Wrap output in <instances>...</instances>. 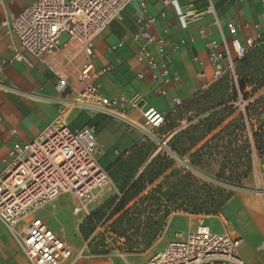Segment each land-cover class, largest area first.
Here are the masks:
<instances>
[{
    "label": "built area",
    "instance_id": "built-area-1",
    "mask_svg": "<svg viewBox=\"0 0 264 264\" xmlns=\"http://www.w3.org/2000/svg\"><path fill=\"white\" fill-rule=\"evenodd\" d=\"M134 1L36 0L22 13L1 24L19 40V46L12 47L11 62L31 65L24 55L27 52L59 76V86L63 91L71 89L68 98L62 101L59 116L34 141L25 143L17 140L7 158L0 162V221L10 231L30 264H79L80 260L86 258L54 232L47 222L35 215L63 195H71L78 200L74 214L87 213V208L112 183L101 163L100 153L103 147L99 143L98 127L92 123L74 127L68 120V114L77 111L92 119L104 116L125 122L147 135L157 132L169 122L168 116L148 107L139 94L110 97L105 95L98 83L112 68L95 67L93 58L96 40L111 23L122 20L124 10ZM180 1L183 0H164L163 4L177 9L186 28L201 13L186 10ZM209 1L208 11L215 14L214 0ZM1 3L0 0V5ZM141 8L143 14L137 19L138 30L133 34L132 40L138 46L136 57L145 70L138 72L136 77L145 80L148 73L151 82L158 85L156 94L166 97L167 88L175 82L168 62L171 53L184 46V42L167 51L164 40L157 39L153 34L158 18L148 13L144 3ZM161 17L165 18L166 13L162 12ZM216 21L219 24L218 19ZM253 27L255 35L242 41L239 38V27L229 22V38L222 34L221 41L208 40L206 48L211 75L207 74L204 64L196 58L195 62L200 66L197 72L198 93L207 92L215 83L224 79L227 73L231 74L237 85L235 64L263 41L260 26L255 24ZM65 34L68 35L69 42L83 52L86 60L80 77L83 87L79 90L71 88L51 64V60L63 50L59 46V39ZM200 35L208 38L210 32L201 29ZM152 46L157 48L162 61H158L153 55ZM5 64L0 59V76ZM183 106L184 102L179 97H174L170 115L179 114ZM133 113L140 115L144 125L135 122ZM9 133L13 138H18L16 130L12 129ZM162 143L167 147V140ZM115 154L127 157L130 152L116 150ZM22 222L23 225L20 226ZM242 244L243 238L231 225H227L222 232H213L202 223L187 235L176 234V240L152 255L147 264H246L240 254ZM260 249H264V244ZM118 258L130 264L117 250H111L109 256L87 260L83 264H116Z\"/></svg>",
    "mask_w": 264,
    "mask_h": 264
},
{
    "label": "rangeland",
    "instance_id": "rangeland-1",
    "mask_svg": "<svg viewBox=\"0 0 264 264\" xmlns=\"http://www.w3.org/2000/svg\"><path fill=\"white\" fill-rule=\"evenodd\" d=\"M261 32L264 41V30ZM68 38L63 35L59 46ZM253 66L248 73H252ZM235 71L240 75L239 63L235 64ZM251 90L247 88L249 97L244 100L227 73L207 92L196 91L191 100L184 102L179 114L168 115L169 122L150 135L125 122L104 117L99 124V141L104 151L100 158L112 183L87 208V213L73 214L71 196L64 195L38 215L52 227L61 228V235L72 242L76 251L82 252L86 258L79 264L109 256L111 250L119 251L130 264H147L152 255L176 239V233L183 231L180 225L185 222H192L196 228L204 221L219 230L224 228L222 223L226 219L241 227V221H246L244 204L252 203L241 199L250 198L253 192L264 193V156L252 155L250 130L246 123L245 128L241 127L244 122L240 116L245 106L264 93L263 90L252 96ZM133 116L135 122L144 125L139 114ZM225 117L227 120L221 127L207 134L209 126ZM229 123L228 130L217 135ZM165 140L167 147L162 143ZM116 150L129 151L130 155L117 156ZM143 172L148 173V180L160 172L163 174L147 190L163 185L161 202H145L140 217L133 214L132 222L115 224L120 215L111 218L115 203L109 201L119 198L122 190ZM95 212L99 213L95 228L85 240L79 227ZM153 239L156 240L147 251L130 253L132 248H143ZM116 264L127 262L118 258Z\"/></svg>",
    "mask_w": 264,
    "mask_h": 264
},
{
    "label": "crops",
    "instance_id": "crops-1",
    "mask_svg": "<svg viewBox=\"0 0 264 264\" xmlns=\"http://www.w3.org/2000/svg\"><path fill=\"white\" fill-rule=\"evenodd\" d=\"M35 1L1 0L0 59L4 60L6 64L0 76V162L7 158L10 149L17 140L25 143L34 141L44 128L59 116L62 101L67 99L71 92L70 88L63 91L59 86V76L55 75L46 64L39 62L27 52H24V55L30 60L31 65L23 62H11L12 47H18L19 40L1 24L22 13ZM163 1L135 0L132 2L124 10L122 20L111 23L102 36L96 40L93 62L97 69L107 66L112 68L109 74L98 80L105 95L110 97L130 96L136 93L141 96L148 107L155 108L168 116L174 97H179L183 102H187L198 91L197 72L200 70V66L198 62H195L196 58L204 64L207 74L211 75L206 48L209 39L221 41L222 34L229 38L227 30L229 22H233L239 27V38L242 41L255 35L256 31L253 27L255 24L260 26L261 31L264 30V0H214L215 14L208 11L209 0L180 1L186 10L201 13V16L186 28L178 16L177 9L172 6L166 7ZM142 3L146 5L149 14L158 18L153 27V34L157 39L164 40L167 51L184 42V46L171 53L168 62L171 77L175 79V82L167 88L166 97L156 94L155 90L158 85L151 82L148 73H146L145 80H139L136 77L138 72L145 70L144 65L136 57L138 46L132 40L133 34L138 30L137 19L143 14ZM162 12L166 13L165 18L161 17ZM201 29L209 31L210 37H202ZM61 47L63 48L62 52L51 60V64L57 73L67 80L71 88L79 90L83 87L80 77L86 64L85 56L75 44L69 42V38ZM151 52L158 61H162L155 46L151 47ZM133 114L136 115V113ZM68 120L74 127H82L90 122L96 125L99 131V124L104 122V116L92 119L86 114L74 111L70 115L68 114ZM12 129L17 131V139L10 135L9 132ZM61 197L54 202H57ZM71 199L74 204L72 206L74 214V207L78 202L75 203L76 199L73 196ZM241 202H252L251 205L244 204L246 221H241V227L226 219L222 223V225L224 224L223 229L214 230L208 226L213 232H222L227 225L234 227L243 238L240 254L245 263L264 264V250L260 249L264 244V193L253 192L250 194V198L243 197ZM38 213L35 216L40 217ZM43 220L47 222L45 219ZM202 223L204 221H201L195 228L192 222H185L180 225L183 231H178L176 234L187 235L195 231ZM47 224L54 232L67 240L76 251L72 242L61 235V228L58 230L48 222ZM22 225L23 222L20 226ZM76 252L78 253V251ZM0 264H30L2 221H0Z\"/></svg>",
    "mask_w": 264,
    "mask_h": 264
},
{
    "label": "trees",
    "instance_id": "trees-1",
    "mask_svg": "<svg viewBox=\"0 0 264 264\" xmlns=\"http://www.w3.org/2000/svg\"><path fill=\"white\" fill-rule=\"evenodd\" d=\"M237 63L240 64V75H237L236 91L244 100L249 97L247 88L251 87V94L255 96L264 90V41L257 47L253 48L247 56ZM253 66L252 73H248V69ZM242 129L245 128V123L250 130V151L253 154H260L264 156V93L254 99L253 102L245 106L244 113L240 116ZM227 118H223L217 124L209 126L207 134H211L215 129L221 127ZM254 121L256 122L254 124ZM232 123V122H231ZM231 123L227 124L217 135L226 132ZM216 137V135L214 136ZM163 174L160 172L148 180V173L143 172L139 178L132 181L128 186L122 190L119 198H113L109 202L115 203L111 212V218L117 215L120 217L116 220L115 224L123 223L124 221L132 222L133 214L141 216L143 212L141 206L145 202H161L163 194V185H157L151 191H148V185L151 186ZM241 183V180L238 184ZM147 192V194H145ZM134 203L131 207H128ZM99 213L95 212L88 216L79 227V232L85 240L89 239V235L94 230V222L98 218ZM156 239L150 240L143 248H132L130 253H141L147 251Z\"/></svg>",
    "mask_w": 264,
    "mask_h": 264
}]
</instances>
